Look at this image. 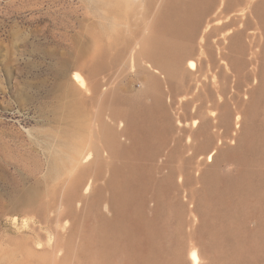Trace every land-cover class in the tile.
<instances>
[{
  "label": "rangeland",
  "instance_id": "rangeland-1",
  "mask_svg": "<svg viewBox=\"0 0 264 264\" xmlns=\"http://www.w3.org/2000/svg\"><path fill=\"white\" fill-rule=\"evenodd\" d=\"M172 1L0 0V246L10 234H26L30 241L52 250L59 238L65 246L59 245L54 254L60 258L68 251L70 263L81 264L85 247H95L99 218L112 215L108 182H116L127 171L129 155L115 152L111 144L115 135L122 145L130 142L123 131L126 120L121 110L147 106L160 96L169 108L174 131L158 141L160 150L154 159H145L148 175L162 184L166 223L177 227L179 237L189 244L181 264H191L193 242L206 255L202 263L215 264L206 243L213 239L201 224L204 206L202 210L195 206L201 203L205 170L214 168L221 177L235 173L233 162L216 157L217 152L211 160L208 156L218 145L222 150L234 147V137L244 128L239 110L251 99L246 91L259 84L256 65L264 61L252 62V51L259 50V45L240 53L229 37L238 26L257 31L253 9L262 0H212L203 12L198 34L180 39L189 45L183 61L187 73L171 79L142 51L145 38L160 34L158 20ZM237 12L244 19L234 25ZM245 43L250 44L249 38L245 37ZM223 51L242 59L237 71L228 64V70L224 67L215 74L222 61L226 64L221 59ZM190 61L198 63L194 70L188 66ZM200 63L205 72L210 70V79L197 71ZM219 100L224 102V114H231L229 121L215 118ZM78 108L90 122L86 135L77 133L72 121ZM96 120L100 125L96 126ZM258 121L264 125V112ZM68 139H83V146L77 148L78 157L60 162L55 170L54 154ZM99 169L101 176L96 177ZM82 172L85 183L93 181L94 187L84 190L83 185L70 195L68 182ZM148 187L151 209L157 191L151 183ZM25 199L36 200V205L10 211ZM54 201L58 207L52 215L58 209L69 213L59 223L43 222L39 210L50 208ZM26 207L20 205L19 210ZM256 215L257 223L249 220L245 227L246 241L258 223L264 236V221ZM127 258L128 252L121 249L113 261L123 264ZM256 258L254 264H264V246Z\"/></svg>",
  "mask_w": 264,
  "mask_h": 264
},
{
  "label": "bare ground",
  "instance_id": "bare-ground-1",
  "mask_svg": "<svg viewBox=\"0 0 264 264\" xmlns=\"http://www.w3.org/2000/svg\"><path fill=\"white\" fill-rule=\"evenodd\" d=\"M212 3V0H189L188 2L173 0L158 20L157 26L161 30L160 34L148 36L143 40L146 45L142 51L143 55L153 60L169 78L173 79L177 73H187L188 70L183 68V61L189 54L187 53L189 45L182 43L180 39L192 38L198 34L203 12ZM253 13L258 25L257 31L248 32L240 29V26L234 27V33L229 39L240 53L253 50L255 45H259V50L252 51V62L255 63L260 59L264 61V39L262 40L264 0L254 5ZM243 19V15L237 12L232 22L235 25ZM245 37L249 38L250 44L245 43ZM221 59L227 60L228 63L226 61L224 64L222 61L215 74H219L224 67L227 69L228 64L237 71L238 64L242 61L239 56L232 58L226 51H223ZM196 63V61H190L189 68L194 70L199 60ZM214 67L215 64L213 69ZM203 68V63H200L197 71L201 76L206 75L205 77L210 79V70L205 72ZM258 68L259 84L246 91L251 95V99L246 104L243 103L241 106L243 109L240 107L241 110H239L244 128L239 137H234L237 144L224 150L218 145L208 156L211 160L217 152L216 157H224L233 162L236 164L235 173L221 177L214 168L205 170L202 176L205 187L201 193V203L195 206V210H202L201 206H204L205 217L202 218L201 224L204 233L213 239L212 242H205L207 247L209 244L211 248V250L208 249L215 257V264H254L257 262V252L264 246V236L258 225L260 223L250 229L248 241L243 239L247 222L256 219L257 213L260 214L262 222L264 221V125L258 121L259 115L264 112V64L261 62L258 67L256 65V69ZM192 74L201 78L197 72H192ZM159 83L157 81L158 89L161 86ZM217 83L213 84L216 89H218ZM223 105L224 102L220 100L215 102V110H217L215 118L221 121V118L227 117L229 121L231 114L229 113L228 116L224 114ZM79 111L78 108L71 115L72 121L77 133H84L90 122L85 115H80ZM121 114L126 120V128L123 131L127 132V140L129 139L130 142L122 145L115 135L111 139V144L115 152L129 155L130 158L126 162L127 171L116 182L114 179L108 182L111 190L112 215L111 217L102 215L99 218V226L95 233L97 234L95 247H85L86 256H83L81 264H118L113 260L121 249L128 252V258L123 264H181L184 251L189 248V244L187 245L179 237L177 227L172 228L166 223L167 206L163 194H160L162 184L158 181L153 182L148 175L149 169L145 163V159H154L157 156L160 150L157 146L158 141L174 131L169 108L163 99L157 96L147 106L138 109L125 108L121 110ZM97 119L101 123V118ZM98 120L95 122L96 126L100 125ZM69 133L66 134L69 135ZM70 136L73 138L76 134L70 133ZM83 141L82 139L72 142L68 139L54 154V169L60 168V162L69 163L78 157L77 148L83 146ZM101 172L99 169L96 177L101 176ZM83 174L84 172L80 178L68 182L67 189L70 190V195L81 190L83 185H85L84 190L94 187L93 179L92 182L85 183ZM149 183L151 186L154 185L157 191L154 195L156 205L151 209H148V204L153 196L146 193ZM35 198L37 199V195ZM36 202L32 199L19 201L18 208H11L10 211H26L30 209L28 206L33 207ZM20 205L27 206V209L20 208L19 210ZM56 207H58L56 202L48 209L41 206L40 219L49 224L59 223L69 212L58 209L57 214L52 215L50 212ZM253 221L257 223V220ZM10 235V238L3 241L4 245L0 246V264H71L68 251L60 258L54 254L59 245L65 246L64 243H60L59 238L54 241L53 247L51 246L52 251L48 247L30 241L26 234H21L19 237ZM167 242L174 244L169 247ZM197 244L194 242L190 244V262L191 264H204L202 259L206 255Z\"/></svg>",
  "mask_w": 264,
  "mask_h": 264
}]
</instances>
